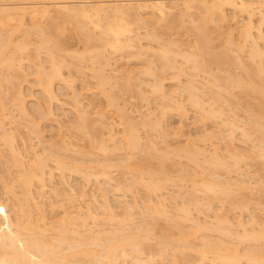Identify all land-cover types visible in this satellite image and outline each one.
Instances as JSON below:
<instances>
[{"label": "rangeland", "instance_id": "374dc122", "mask_svg": "<svg viewBox=\"0 0 264 264\" xmlns=\"http://www.w3.org/2000/svg\"><path fill=\"white\" fill-rule=\"evenodd\" d=\"M115 1L136 6L151 0ZM260 1L256 8L264 15ZM179 6L163 17L132 9L122 39L132 38L140 52L150 50L142 53L110 48V29L117 25L112 18L95 25L51 12L47 19L0 23V235L17 239L0 238V264H42L43 252L54 264H198L202 253L205 259L222 255L220 260L239 253L241 264H264V59L252 61L241 39L248 18L204 29L200 10L187 16ZM259 18L250 23L264 47ZM26 107L32 115L21 112ZM127 135L139 137L133 150ZM215 153L218 160L211 162ZM38 154L46 155L42 184L33 178L35 170L29 174ZM214 182L215 193L202 189ZM219 218L228 229L218 226Z\"/></svg>", "mask_w": 264, "mask_h": 264}, {"label": "bare ground", "instance_id": "6f19581e", "mask_svg": "<svg viewBox=\"0 0 264 264\" xmlns=\"http://www.w3.org/2000/svg\"><path fill=\"white\" fill-rule=\"evenodd\" d=\"M166 0H151V1H145L144 3H140V2H138V3H140V4H138L137 3V5L136 6H132V5H130V4H125L124 6H122L120 3H118V1H115V0H102V1H99V2H97V3H95V4H90V5H88V2H78L80 5H76V6H68V3L67 2H50L49 3V5L48 6H40V5H38V3H30V2H26V3H24V4H22L20 7L18 6H10V4L9 5H7V3L5 4H3L2 3V5H0V23H9V22H13V21H19L20 23H22L23 21H24V18H25V16H28V18H26V19H28L30 22H33V21H35V20H41V19H47V18H49L50 16H51V12H54V13H57V14H59V13H62V14H66L68 17H72V18H74V19H79V20H83V21H85L86 23H90V24H97L96 22L98 21H101V19H103V18H112L113 20V22L115 21V23H117V25L115 26V28H113V29H110V33H111V35H112V39H109V42L111 41V45L110 46H112V47H110L111 49L112 48H115V49H126V50H136V48H137V50L139 49V52H140V50H141V47H139L138 45H136V43H134L135 41H133V39L132 38H130L129 36H127L128 37V39L126 40V39H124V40H126V41H124L122 38H123V35L126 33V32H129V28L127 29V24H128V22H127V20H129V18H131V14L133 13L132 12V9L133 10H137V11H139V12H143V11H149V12H151V14L153 15H155V14H157V15H159L160 17H163L166 13H170V12H172L173 11V9L175 10V8L174 7H176L177 5L179 6V4H181V6L183 7V11H185V13H186V15H187V13H189L190 15H191V12H194V10H195V12L196 11H198V10H200L201 11V13L203 14H201L200 13V15L204 18V19H202V17H201V19L202 20H200V17H199V20L201 21V25L199 24L198 26H204V29L207 27V28H209L208 26L209 25H211V24H213L214 23V27L213 26H211V29H212V27L216 30V27L217 28H219V29H221L224 25H226V24H228V23H230V21L231 20H234L237 16H238V18L240 17V16H243V17H245V18H248V19H246V20H248L247 22V24H246V26H245V29H244V27H243V29H244V31L243 32H241V34H242V37H241V39H243V43L244 42H246V44H249V58L253 61L254 59H256V61H260V60H262V59H264V47H262L261 45H260V42L262 41V37H261V35L258 33V32H254V31H252L253 30V28H255V26L253 25V24H251L250 23V21H251V19L253 18V17H260L259 19L260 20H262V19H264V15H261L262 13H260L259 12V9H257L256 7H259V5H257V3H258V0H178V1H173L174 3V5L171 3V5L169 4L168 5V3H166L165 2ZM169 1V0H168ZM171 1V0H170ZM125 2V1H124ZM259 2H261L260 0H259ZM70 3H73V2H70ZM262 3V2H261ZM261 3H258V4H261ZM48 4V3H47ZM119 5H121V6H119ZM134 5V4H133ZM181 6H179L180 8H181ZM261 6V5H260ZM177 8V7H176ZM180 11V10H179ZM183 11H182V13H181V15L183 14ZM132 12V13H131ZM138 12V13H139ZM194 12V13H195ZM262 12V11H261ZM184 13V14H185ZM197 13V12H196ZM172 14V13H171ZM179 14V13H178ZM189 14L187 15V16H189ZM199 14V13H198ZM133 15V14H132ZM167 15V14H166ZM180 15V14H179ZM181 15H180V17H181ZM257 15V16H256ZM178 16V15H177ZM184 16V15H183ZM129 17V18H128ZM128 18V19H127ZM242 19V18H241ZM212 22V23H211ZM252 22V21H251ZM262 22H264V21H262ZM199 23V22H198ZM211 23V24H210ZM80 24V23H79ZM126 24V25H125ZM87 25V24H86ZM98 25V24H97ZM207 25V26H206ZM254 27H253V26ZM202 27H198L199 28V30L198 31H200V29L202 28ZM82 28V27H81ZM206 28V29H207ZM203 28H202V30H204ZM218 29V30H219ZM225 29H227V28H225ZM242 29V30H243ZM80 30V29H79ZM223 30V29H222ZM83 31V30H82ZM82 31H80V32H82ZM87 31H89V30H87ZM219 31H221V30H219ZM125 32V33H124ZM202 32V31H201ZM205 32V31H204ZM213 32H215V31H213ZM87 33V32H86ZM124 33V34H123ZM216 33V32H215ZM258 33V34H257ZM84 34V33H83ZM120 34L122 35L121 37H120ZM201 34H203V33H201ZM228 34V33H227ZM261 34H262V32H261ZM87 35V34H86ZM85 35H83V37H84ZM202 36H204V35H202ZM217 37H218V35H216ZM228 36H229V34H228ZM232 36V35H231ZM240 36V35H239ZM262 36H264V34H262ZM90 37V36H89ZM89 37H87V39L89 38ZM200 37H201V35H200ZM204 37H206V36H204ZM231 38V37H230ZM84 39H86V37L84 38ZM86 39V40H87ZM200 39H202V38H200ZM199 39V40H200ZM261 39V40H260ZM227 40H228V38H227ZM259 40H260V42H259ZM124 41V42H123ZM197 41H198V39H197ZM202 41H205V40H203L202 39ZM228 41H230V40H228ZM2 42V41H1ZM200 44V43H199ZM203 44V43H202ZM201 44V45H202ZM245 44V45H246ZM108 45V46H109ZM205 46V45H204ZM203 47V46H202ZM149 49H151V48H149ZM144 52L147 50V51H150V50H148V49H146L145 50V48H143L142 49ZM113 51H115V50H113ZM117 51V50H116ZM143 51H141L140 53H142ZM138 52V51H137ZM154 52V51H153ZM152 52V53H153ZM101 52H98V54L97 55H99ZM138 54V53H137ZM49 55H51V53H49ZM101 55V54H100ZM139 56V55H138ZM2 57V56H1ZM51 58H52V56H51ZM54 59H56V57L54 58ZM53 59V60H54ZM10 60V59H9ZM7 61V59L5 60V62ZM51 62V64H52V60L50 61ZM56 63H57V61H55ZM0 64H1V60H0ZM9 64V63H8ZM54 65H55V63H54ZM256 65V64H255ZM260 65V64H259ZM262 65H264V64H262ZM57 66V65H56ZM54 67V66H52V67H54V73L55 72H57V71H55V68H57V67ZM12 67V66H11ZM52 67H51V69H52ZM255 67V66H254ZM258 67V66H257ZM262 67H264V66H262ZM260 68H261V66H260ZM58 71H59V68L57 69ZM262 71H264V69H261ZM39 71V70H38ZM257 71V70H256ZM42 72V71H41ZM50 72H51V70H50ZM100 72V71H99ZM259 72V71H258ZM52 73V72H51ZM50 74V73H49ZM55 74H57V73H55ZM45 75H48V74H45ZM53 76H54V74H53ZM58 77V74L57 75H55V77ZM51 77H52V74H51ZM104 77V76H103ZM103 77L101 78V79H103ZM48 78H50L49 77V75H48ZM52 79V78H51ZM50 79V80H51ZM50 80H48V84H47V88L49 87V86H51V85H49L50 83H51V81ZM52 82H54V81H52ZM45 83V82H44ZM157 84V83H156ZM49 85V86H48ZM18 86H20V85H18ZM155 86V85H154ZM162 82H160L158 85H157V87H158V89L157 90H159L160 92H161V89H162ZM21 87V86H20ZM19 88V87H18ZM46 88V87H45ZM51 89H52V87H50ZM50 88H49V92L51 91L50 90ZM154 88H156V86L154 87ZM161 88V89H160ZM46 90V89H45ZM157 90H155V91H157ZM22 91V90H21ZM21 91L18 89V93H19V95H21L22 96V93H21ZM49 95V94H48ZM13 96V95H12ZM50 96H51V93H50ZM51 97H53V96H51ZM194 97V96H193ZM196 97V96H195ZM54 100H57V99H55V98H53ZM196 99V98H195ZM17 101V100H16ZM18 102V101H17ZM198 102V101H197ZM261 102V101H260ZM199 103V102H198ZM196 104V103H195ZM199 105V104H198ZM261 105H262V103H261ZM17 106H19V105H17ZM34 107L35 106V104H30V109H32V107ZM201 106H203V105H201ZM262 106H264V105H262ZM28 107V108H29ZM38 106L36 105V109L34 110V108H33V110L37 113L38 111L37 110H39L38 108H37ZM40 107V106H39ZM21 108V107H20ZM23 109V110H22ZM22 109H20V110H22L21 112H23V114L25 115V116H27V115H32L33 114V112H32V114H30L28 111H27V107L26 108H22ZM29 109V110H30ZM202 109V108H201ZM1 110V109H0ZM32 110V111H33ZM41 111H42V109H40ZM262 110H264V108H262ZM262 110H261V112H262ZM31 111V110H30ZM40 111V112H41ZM81 111V110H80ZM79 111V112H80ZM203 111V110H202ZM210 111V110H209ZM34 112V113H35ZM120 112V111H119ZM207 112V111H206ZM39 113V112H38ZM81 113V112H80ZM82 113L84 114V111L82 110ZM207 113H211L212 114V112L210 111V112H207ZM40 114V113H39ZM43 114H46V113H44L43 112ZM49 114V113H48ZM119 114H121V113H119ZM47 115V114H46ZM46 115H43V116H45L44 118H48V116H50L51 115V113L46 117ZM82 115V114H81ZM81 115H79V118H82V117H80ZM85 115V114H84ZM209 115V114H208ZM207 115V116H208ZM3 117V116H2ZM1 117V119H4V117L2 118ZM122 117V116H121ZM79 118H78V116H77V121L79 120ZM84 118V117H83ZM80 120H82V119H80ZM79 120V121H80ZM84 120V119H83ZM85 120H87V119H85ZM84 120V121H85ZM83 122V121H82ZM86 122V121H85ZM0 123H1V121H0ZM34 123V122H33ZM84 123V122H83ZM82 123V124H83ZM3 124V123H2ZM231 124V123H230ZM230 124H229V126H230ZM3 126V125H2ZM79 126H81V125H79ZM85 126V125H84ZM85 128V127H84ZM80 130V129H79ZM132 132H134V130L132 131ZM131 132V133H132ZM137 133V132H136ZM135 132L133 133V134H136ZM2 134H4V133H2ZM138 134H136V136H137ZM6 136V135H5ZM128 136V135H127ZM132 136V135H131ZM8 137V136H7ZM10 137V136H9ZM12 137V136H11ZM124 137V136H123ZM5 138V137H4ZM110 137L108 136V139H109ZM113 138V137H112ZM112 138H110V139H112ZM137 138H139V137H137ZM136 138V139H137ZM2 139V138H1ZM8 139H11V138H8ZM14 139V138H13ZM135 139V137L133 138H129V136H128V138H127V140H125V142L129 145V146H131V147H129L126 143H124V144H126L129 148H132V150H133V148L136 146V144H137V140ZM124 140V139H123ZM6 141V140H5ZM9 141V140H8ZM110 141V140H109ZM12 142H14V141H12ZM11 142V143H12ZM7 143V142H6ZM138 143H139V141H138ZM9 144V143H8ZM125 145V146H126ZM139 145V144H138ZM8 146V145H7ZM124 146V147H125ZM14 147V146H13ZM12 147V148H13ZM18 148V147H17ZM127 148V147H126ZM114 149V148H113ZM115 149H117V148H115ZM135 149V148H134ZM11 150H13V149H11ZM15 150V149H14ZM126 150V149H125ZM129 150V149H128ZM18 152V151H17ZM14 154L16 153V152H13ZM44 155V154H43ZM49 155V154H48ZM47 155V156H48ZM42 155H39L38 154V156L36 157V161H37V163H34L35 165L32 167V165H30V169H33L32 170V173H31V171H30V173L29 174H33V171L35 170V172L37 173V171H38V169L39 168H37V167H35L36 165L37 166H41L40 168L41 169H39V171H38V173L36 174L35 173V175H33V178H35L37 181L36 182H38L39 184L41 183H43V182H39V181H42V178H43V176H44V174H45V171L43 170L46 166H43V168H42V163L41 162H43L44 161V159L46 158L45 156H42ZM213 157H211L210 156V158H213V159H211V162L212 161H216L217 162V154L215 153V155L213 154L212 155ZM43 157H45L44 159H43ZM217 157V158H216ZM18 158V157H17ZM48 158V157H47ZM20 159V158H19ZM235 160H236V158H234ZM43 160V161H42ZM47 160V159H46ZM77 160V159H76ZM19 161V160H18ZM55 161H57V160H55ZM62 161V160H61ZM79 161V160H78ZM125 161H127V159L125 160ZM16 162H17V160H16ZM40 162V163H39ZM64 161H62V163H63ZM80 162V161H79ZM236 162H237V160H236ZM56 163V162H55ZM59 163V164H58ZM58 163H56V165H58V166H56L57 168H60V166L61 167H64V166H62V165H64V164H62L61 162H58ZM65 163V162H64ZM98 163V162H97ZM223 163V162H222ZM238 163V162H237ZM32 164H33V162H32ZM66 164V163H65ZM107 164L109 165V163L107 162ZM106 164V165H107ZM45 165V164H44ZM98 165H100L99 163H98ZM211 165V164H210ZM216 165V164H215ZM66 166V165H65ZM80 166H82V165H80ZM85 166V165H84ZM87 166V165H86ZM102 166H104L103 165V163H102ZM114 166V165H113ZM68 167V166H67ZM77 167H79V166H77ZM80 168V167H79ZM81 168H83L84 170L87 168V170L89 171V169L88 168H90V167H81ZM101 168H103V167H101ZM109 168V167H108ZM108 168H106V169H108ZM30 169H28V170H30ZM61 169H63V168H61ZM60 169V170H61ZM79 170V169H78ZM47 171V170H46ZM63 171V170H62ZM73 171V170H72ZM71 171V172H72ZM77 171V169L75 168V170H74V172H76ZM83 170H81V172H82ZM26 172V176L27 177H31V175L30 176H28L29 174L27 173V171H25ZM80 171L78 172L79 174L81 173ZM65 173V172H64ZM73 173V172H72ZM77 173V174H78ZM23 174V173H22ZM74 174V173H73ZM86 174V175H85ZM83 176H88L89 175V173L87 174V173H85ZM47 175V174H46ZM59 175V174H58ZM25 176V177H26ZM63 176V175H62ZM90 176H91V174H90ZM141 176V175H140ZM150 176V175H149ZM21 177V176H20ZM85 177V178H86ZM143 177H145L144 175H143ZM84 178V179H85ZM152 178V177H151ZM215 178V177H214ZM26 179V178H25ZM89 179V178H88ZM216 179V178H215ZM21 180H22V178H21ZM27 181H28V179H26ZM87 180V179H86ZM219 180V179H218ZM23 181V180H22ZM31 181V180H30ZM152 182H153V180H151ZM214 181V180H213ZM212 181V182H213ZM33 182V181H32ZM35 182V181H34ZM207 181H205V183H206ZM211 183V182H210ZM209 183V184H210ZM221 183H222V181H221ZM204 184V182L201 184V185H203ZM213 184H215V182L214 183H212L211 185H207L206 184V186L204 185V186H202V189H204V191H206V189L207 190H209L208 192H210L211 191V193H215V192H213L215 189H214V186H213ZM216 184H218V183H216ZM199 185V184H198ZM200 185V186H201ZM219 185H221L222 186V184H219ZM219 185L217 186V187H219ZM224 185V184H223ZM238 185V184H237ZM239 186V185H238ZM154 187V186H153ZM229 187H231V185L229 186ZM155 188V187H154ZM213 188V189H212ZM219 188H222V187H219ZM224 188V190L223 191H229L230 190V188H227L226 186L225 187H223ZM222 188V189H223ZM245 188V187H244ZM244 188H242V190L244 189ZM235 189H240V187L239 188H235ZM234 188L233 189H231V190H235ZM72 190V189H71ZM71 190H69L70 192H71ZM242 190H239V191H242ZM219 191H221V192H223L222 190H219ZM238 191V192H239ZM236 192H237V190H236ZM74 192H72L71 194H73ZM207 193V192H206ZM70 194V193H69ZM210 194V193H209ZM219 194V193H218ZM232 194H233V192H232ZM231 194V195H232ZM213 195V194H212ZM217 195V194H216ZM210 196H211V194H210ZM218 196V195H217ZM219 196L221 197V195L219 194ZM222 198V197H221ZM106 201V200H105ZM105 203L106 202H104V210L105 211H108V215H109V213L111 214V207H110V205L109 204H106L105 205ZM109 205V206H108ZM65 212V211H64ZM68 211H66L65 213L67 214V215H69L68 213H67ZM185 212V211H184ZM113 214V213H112ZM111 214V215H112ZM185 214H187V212L185 213ZM67 215H65V216H67ZM89 215H91V214H89ZM110 216V215H109ZM90 217V216H89ZM94 217V215L92 216V218ZM95 217H96V215H95ZM114 217V216H113ZM112 217V218H113ZM70 218V220H73V222H76V220H78L77 218H75L74 216H68V219ZM91 218V217H90ZM110 218V217H109ZM112 218H110V219H112ZM96 219V218H95ZM220 219V218H219ZM223 218H221L220 220H219V223H218V226H219V224H220V228L222 227V228H225V229H228L229 227H228V225H230L229 223H228V221L227 220H225V219H223ZM33 222V221H32ZM34 223V222H33ZM248 223V222H247ZM28 224H32L31 223V221L28 223ZM27 224V225H28ZM36 224V222L34 223V225ZM22 225V224H21ZM39 225V224H38ZM240 225H242L241 223H240ZM28 226H30V225H28ZM217 226V227H218ZM19 227V226H18ZM23 227V226H22ZM25 227V226H24ZM30 227H33V226H30ZM29 227V230H31V228ZM228 227V228H227ZM252 227V226H251ZM27 228V227H26ZM20 228H18V230H19ZM33 229H35V226L32 228V230ZM39 229V227L37 228V226H36V229L35 230H38ZM244 229V228H243ZM28 230V229H27ZM40 230V229H39ZM9 231V230H8ZM20 232H21V230H19ZM245 231H247L246 229H245ZM250 231V230H249ZM20 232H17V233H20ZM245 233H247V232H245ZM251 233V232H250ZM5 236V234L4 233H1V235H0V238L1 239H3V242L5 241V239L7 240V238L9 237L10 239H9V241L11 240V237L13 238V236H11V234H9V232L6 234V237L7 238H3L4 236ZM2 236V237H1ZM128 236V235H127ZM130 236H132V234L130 235ZM245 236H247V235H245ZM252 236H253V234H252ZM125 237V236H124ZM133 237V236H132ZM16 237H14V239H12V240H14V242H15V240H17V239H15ZM115 238V237H114ZM242 238H244V237H242ZM118 239H119V237H118ZM135 239H137V238H134V240ZM245 239V238H244ZM11 240V241H12ZM133 240V241H134ZM1 241V240H0ZM124 241V240H123ZM125 241H127V240H125ZM132 240L130 241V242H133ZM6 242H8V241H6ZM6 242H4V243H6ZM33 243H34V241H32ZM38 242V241H37ZM111 242V241H110ZM116 242H117V240H116ZM121 242V241H120ZM119 242V243H120ZM127 242H129V241H127ZM130 242H129V244H130ZM136 242H138V240L136 241ZM139 242H141V241H139ZM138 242V243H139ZM4 243H2V241H1V244H4ZM11 243H13V242H11ZM118 243V244H119ZM88 244V243H87ZM112 244V242L111 243H109V247H112L113 245H111ZM121 244V243H120ZM124 245H125V243H123ZM132 244V243H131ZM134 244H135V241H134ZM141 243H139V245H140ZM37 245H39L38 243L36 244L35 243V248H36V246ZM49 246L48 247H50V244H48ZM80 245H82V244H80ZM116 247H117V245L116 244H114ZM127 245V244H126ZM135 245H137V244H135ZM1 246V245H0ZM52 246V245H51ZM56 246H58V245H56ZM79 246V245H78ZM77 246V247H78ZM90 246V245H89ZM101 246V245H100ZM105 246L107 247V245L105 244ZM115 246H113V248L115 247ZM120 246V245H119ZM118 246V247H119ZM130 246V245H129ZM138 246V245H137ZM137 246L136 247H134V246H132V248H136V250H137ZM41 246H38V248H40ZM45 247V246H44ZM53 247V246H52ZM77 247H75L74 246V248H77ZM85 247V246H84ZM104 247V246H103ZM124 247V246H123ZM43 248V247H42ZM41 248V249H42ZM56 247H54V249H55ZM58 248V247H57ZM81 248H83V247H81ZM81 248H79V249H81ZM105 248V247H104ZM108 248V247H107ZM131 248V247H130ZM132 248H131V250H132ZM41 249L39 250V251H41ZM72 249H73V247H72ZM71 248H69L68 250H72ZM78 249V248H77ZM85 249V248H84ZM108 249H112V248H108ZM108 249L106 250V248H105V252H107L108 251ZM114 249H116V248H114ZM114 249H112V250H114ZM134 249H133V251H134ZM56 250V249H55ZM74 250V249H73ZM111 250V251H112ZM217 250H219V249H217ZM37 251V250H36ZM38 251V252H39ZM42 251H44V249L42 250ZM46 251V250H45ZM49 251V250H48ZM47 251V252H48ZM52 251V250H51ZM77 251V250H76ZM110 251V252H111ZM216 251V250H215ZM220 251H221V249H220ZM220 251H218V252H220ZM223 251V250H222ZM227 251V250H226ZM225 251V252H226ZM232 251V250H231ZM47 252H45V253H47ZM74 252H75V250H74ZM78 252H79V250H78ZM87 252V251H86ZM114 252V251H113ZM122 252H124V250L122 251ZM137 252V251H136ZM224 252V253H225ZM48 253H51V252H48ZM59 253V252H58ZM67 253V252H66ZM70 253V252H69ZM76 253V252H75ZM125 253V252H124ZM124 253H122V254H124ZM138 253V252H137ZM228 253V252H227ZM250 253V252H249ZM39 254H41V256L42 257H44L45 256V260H46V262L45 261H43V263L45 262V263H47V264H49V258H51V257H48L47 259H48V261H47V259H46V254H44V252L43 253H39ZM44 256H43V255ZM61 254V253H60ZM72 253H70V255H71ZM107 254V253H106ZM216 254V253H215ZM218 254V253H217ZM256 254V253H255ZM252 255V256H256V259L254 258V260H258L257 259V254L256 255ZM48 255H50V254H48ZM47 255V256H48ZM55 255V254H54ZM65 255V254H64ZM67 255V254H66ZM224 255V254H223ZM238 255H239V253H238ZM238 255L236 256L235 255V257H231V258H228V260H226L227 258V256H223L224 258H226L225 260L227 261V262H225V260H224V258L222 259V260H220V258H221V256H220V258L218 257V255H216V256H214V257H212L211 259H205V258H207L206 256H204V254L202 253V255H201V257H200V260H199V262H198V264H208V263H213L212 261H215V257H216V260L217 261H219V262H224V263H227V264H241V263H239V260H240V258H239V260L237 259V257H238ZM248 255V254H247ZM36 256V255H35ZM34 256V257H35ZM56 256H59L58 254L56 255ZM61 256V255H60ZM59 256V257H60ZM69 256V255H68ZM121 256H124V255H121ZM125 256H126V254H125ZM140 256H141V254H140ZM63 257V256H62ZM137 257H138V255H137ZM149 257V256H148ZM230 257V256H229ZM37 258V257H36ZM57 258V257H56ZM61 258V257H60ZM70 258V257H69ZM151 258V257H150ZM248 258H250V257H248ZM37 259H40L41 260V258H37ZM63 259H64V257H63ZM71 259V258H70ZM143 259V258H142ZM34 260V259H33ZM53 260V261H52ZM65 260H66V258H65ZM133 260H135L134 259V257L132 258V261H130L131 263H133ZM137 260V259H136ZM209 260V261H208ZM212 260V261H211ZM224 260V261H223ZM249 261H251L252 259H248ZM260 260V259H259ZM31 261H32V259H31ZM39 261V260H38ZM38 261H35L34 260V262H38ZM54 261L55 262H57L55 259H54V257H53V259L51 258V260H50V264H51V262L54 264ZM60 261H63V260H60ZM117 261V260H116ZM138 261V263L137 264H141V260L139 261V259L137 260ZM206 261H208V263L206 262ZM216 261V262H217ZM249 261H247L248 263H250ZM33 262V264H36V263H34ZM135 263H136V261H134ZM144 261H142V264H145V263H143ZM216 262H214L215 264H216ZM42 263V264H43ZM44 263V264H45ZM134 263V264H135ZM213 263V264H214ZM221 263H219V264H221ZM224 263H222V264H224ZM248 263H246V264H248ZM256 263V262H255ZM259 263V262H258ZM258 263H256V264H258ZM261 263V262H260ZM38 264H40V263H38ZM197 264V263H196ZM251 264V263H250Z\"/></svg>", "mask_w": 264, "mask_h": 264}]
</instances>
